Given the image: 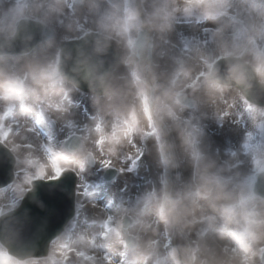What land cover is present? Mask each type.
Here are the masks:
<instances>
[{"label": "clouds", "instance_id": "obj_1", "mask_svg": "<svg viewBox=\"0 0 264 264\" xmlns=\"http://www.w3.org/2000/svg\"><path fill=\"white\" fill-rule=\"evenodd\" d=\"M0 150V264H264V0H0ZM97 165L144 190L90 202L33 258L17 214L33 180Z\"/></svg>", "mask_w": 264, "mask_h": 264}, {"label": "water", "instance_id": "obj_2", "mask_svg": "<svg viewBox=\"0 0 264 264\" xmlns=\"http://www.w3.org/2000/svg\"><path fill=\"white\" fill-rule=\"evenodd\" d=\"M29 26L37 33V39L42 34L53 35L50 29L38 26L35 21L29 22ZM13 169L9 155L0 150V188L11 183L14 178ZM117 174L118 170L112 168L106 171L105 178L112 181ZM76 180L74 174H69L60 181H33L36 186L35 194L29 193L17 209V214L26 222L22 242L30 250L32 257L47 254L49 243L60 235L72 218L75 210Z\"/></svg>", "mask_w": 264, "mask_h": 264}, {"label": "bare ground", "instance_id": "obj_3", "mask_svg": "<svg viewBox=\"0 0 264 264\" xmlns=\"http://www.w3.org/2000/svg\"><path fill=\"white\" fill-rule=\"evenodd\" d=\"M185 31H187V29H185ZM44 130L48 131L47 127H45ZM208 130H209L210 137L214 140L215 143H217L221 147H227V148L240 147V144L243 138L242 131L236 134L234 130L227 125L221 127L219 125L211 124V123L209 124ZM96 169H99V165L96 166ZM140 172L143 175L144 169L141 168ZM124 184L125 183L122 180H118L112 185L108 183V184H103L99 186H92L90 188V191H87V189L89 188L87 186L86 180L83 177L81 180H78L77 203H78V206H82L83 209L88 214L87 217L82 218L83 224L90 223L88 219L90 215V211H92L90 202H98L100 204H107L108 202L113 201L115 197V203H119V199H118L119 189L123 187ZM114 206L115 204H113V207ZM118 259L120 262H122L124 258L122 255H120ZM105 264H108L107 257H105Z\"/></svg>", "mask_w": 264, "mask_h": 264}, {"label": "rangeland", "instance_id": "obj_4", "mask_svg": "<svg viewBox=\"0 0 264 264\" xmlns=\"http://www.w3.org/2000/svg\"><path fill=\"white\" fill-rule=\"evenodd\" d=\"M130 164H131V161H128V163L124 164L123 167L128 168ZM118 167H119V165L117 166V169H118ZM103 171H104V169L93 168L89 173L84 174V177H85L84 179L86 180L87 186L89 188V189L86 188L87 191H90V188L92 186H99V185L107 184L103 179ZM143 175H145V173ZM41 177H43V174H41ZM134 177H135V179H134ZM45 178L46 177H43L41 179H45ZM119 180H122L124 183L127 182L129 185L137 184L136 185L137 187H139V185H140L139 189L136 187H131L130 191L132 194H137V192H141L144 190L145 185H144L143 181L138 180V178L134 174H132L131 172H126L123 175L120 174ZM112 184H114V183H111V185ZM116 200H117V198H116ZM21 201L18 202V205H20ZM87 216H88V214L83 209V207L78 206V204H77V215H76L74 222L71 223L72 226L70 228H72L73 226L79 227L80 225H83L82 218L87 217Z\"/></svg>", "mask_w": 264, "mask_h": 264}, {"label": "flooded vegetation", "instance_id": "obj_5", "mask_svg": "<svg viewBox=\"0 0 264 264\" xmlns=\"http://www.w3.org/2000/svg\"><path fill=\"white\" fill-rule=\"evenodd\" d=\"M48 264H51V258L48 259Z\"/></svg>", "mask_w": 264, "mask_h": 264}, {"label": "snow or ice", "instance_id": "obj_6", "mask_svg": "<svg viewBox=\"0 0 264 264\" xmlns=\"http://www.w3.org/2000/svg\"><path fill=\"white\" fill-rule=\"evenodd\" d=\"M41 174H43V171L41 172ZM57 174H59V170H57Z\"/></svg>", "mask_w": 264, "mask_h": 264}]
</instances>
